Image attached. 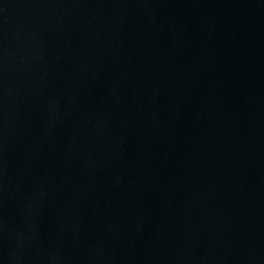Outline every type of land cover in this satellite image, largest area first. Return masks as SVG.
<instances>
[{
    "label": "water",
    "instance_id": "95a60500",
    "mask_svg": "<svg viewBox=\"0 0 264 264\" xmlns=\"http://www.w3.org/2000/svg\"><path fill=\"white\" fill-rule=\"evenodd\" d=\"M0 264H264V0H0Z\"/></svg>",
    "mask_w": 264,
    "mask_h": 264
}]
</instances>
